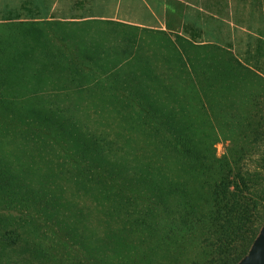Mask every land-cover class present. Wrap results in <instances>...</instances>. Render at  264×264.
<instances>
[{"label": "trees", "instance_id": "1", "mask_svg": "<svg viewBox=\"0 0 264 264\" xmlns=\"http://www.w3.org/2000/svg\"><path fill=\"white\" fill-rule=\"evenodd\" d=\"M78 41L0 25V264H159L170 244L236 264L264 222V77L222 49Z\"/></svg>", "mask_w": 264, "mask_h": 264}, {"label": "crops", "instance_id": "2", "mask_svg": "<svg viewBox=\"0 0 264 264\" xmlns=\"http://www.w3.org/2000/svg\"><path fill=\"white\" fill-rule=\"evenodd\" d=\"M31 22L101 53L222 49L264 76V0H0V25Z\"/></svg>", "mask_w": 264, "mask_h": 264}, {"label": "rangeland", "instance_id": "3", "mask_svg": "<svg viewBox=\"0 0 264 264\" xmlns=\"http://www.w3.org/2000/svg\"><path fill=\"white\" fill-rule=\"evenodd\" d=\"M207 51H209V50H206L205 52H207ZM171 54H174L175 55L176 53H171ZM161 57H162V55H161ZM155 62L156 63H154V65L159 66V64H157L158 61H155ZM162 65H163V62H162ZM227 146L228 145H227L226 140L220 139V141L215 146L216 147V154H217L218 157H220L224 153H226ZM258 160H259V155H258V153H256L251 158H249L247 161H245V165H248L251 168L255 167L256 169H258L259 168ZM259 171H261V170H259ZM262 179H264V171H261V180ZM85 204H86L85 208H87V209H90L91 208L92 211L94 212V214H93V221L92 220H90V221L86 220V224L89 227V229L87 230L88 234L89 235H92L93 234V231H96L99 236H102L101 239H104L105 238L104 237V233H105L104 232V229L102 227H100L99 224H98V222H97L98 215L104 216V214H100L97 211V213H98V215H97V213L95 212L94 207H93V206H96V205L93 204L92 201H84V200H82V202L80 203V205H82V206H84ZM122 223H124V222H122ZM125 225H127V224L124 223V226ZM125 229H127V228H125ZM113 230H115V228H112V230H110V231H113ZM137 233L138 232L131 233V234L129 233L127 237L123 238V249H124V251H130V249H129L130 241H132L134 243L137 241V239H138V236H137L138 234ZM92 239L94 240V236H92ZM149 242H150L149 244L147 243L148 246L155 247L156 244H157V242L155 241V239L152 240V242L151 241H149ZM138 245H139V247L140 246H144V244H140V243ZM114 249H115V245H114ZM188 255H190V254H188ZM184 257H186V255L184 254V250H182L181 247H179L178 245L176 247L175 244H170V245H168L167 247L164 248V256H163V259L161 260V262L159 264H182L183 260L185 259ZM124 259H126V256L124 257Z\"/></svg>", "mask_w": 264, "mask_h": 264}, {"label": "water", "instance_id": "4", "mask_svg": "<svg viewBox=\"0 0 264 264\" xmlns=\"http://www.w3.org/2000/svg\"><path fill=\"white\" fill-rule=\"evenodd\" d=\"M236 264H264V222L248 252Z\"/></svg>", "mask_w": 264, "mask_h": 264}]
</instances>
